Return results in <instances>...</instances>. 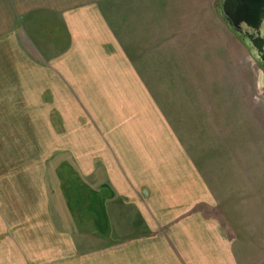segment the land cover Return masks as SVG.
I'll list each match as a JSON object with an SVG mask.
<instances>
[{"label":"crops","instance_id":"crops-1","mask_svg":"<svg viewBox=\"0 0 264 264\" xmlns=\"http://www.w3.org/2000/svg\"><path fill=\"white\" fill-rule=\"evenodd\" d=\"M129 1L0 0L2 129L26 120L21 130L39 128L56 139L55 147L34 152L47 155L27 165L26 184H12L3 194L0 181V264H211L194 260L189 247L204 234L216 245L212 264H229L228 242L213 238L209 222L195 216L200 184L175 177L180 165L189 166L175 160L177 146L170 141L148 149L160 160L148 164L133 141L116 144L139 137L135 128L156 115L141 71L119 44L122 23L108 13ZM127 20L122 26L130 36ZM20 106L39 110L24 117ZM63 153L76 168L75 196L65 197L63 181L49 179V162ZM105 185L109 233L102 237L94 210Z\"/></svg>","mask_w":264,"mask_h":264},{"label":"rangeland","instance_id":"rangeland-1","mask_svg":"<svg viewBox=\"0 0 264 264\" xmlns=\"http://www.w3.org/2000/svg\"><path fill=\"white\" fill-rule=\"evenodd\" d=\"M220 2L130 0L125 6L117 4V10H108L116 23L123 25L126 17L132 25L130 36H125L124 26L116 27L123 39L119 44L141 71L151 97L149 110L156 114L149 116V122L143 121L142 128H135L139 137L116 139V144L130 146L133 141L148 164L160 163L148 149L177 146L175 160L189 166L180 165L175 177H195L200 184L195 216L209 222L213 238L228 242L229 264H264V68L228 29L219 13ZM18 108L24 117L29 109L39 110ZM4 109L11 113L14 107ZM18 123L19 127L7 122L2 129L0 122L3 194L7 188L11 191L12 184L27 183L22 175L31 161L45 160L46 153L35 151L56 144L55 138L39 128L21 130L28 128V121ZM154 133L162 138H153ZM56 156L48 164L49 179L63 181L60 189L65 197L75 196L79 187L72 157L68 153ZM100 177L104 180L103 174ZM99 190L100 197H108L106 185ZM200 233L204 234L202 228ZM205 236L206 242L195 240L189 247L194 260L207 258L212 264L216 245Z\"/></svg>","mask_w":264,"mask_h":264},{"label":"water","instance_id":"water-1","mask_svg":"<svg viewBox=\"0 0 264 264\" xmlns=\"http://www.w3.org/2000/svg\"><path fill=\"white\" fill-rule=\"evenodd\" d=\"M219 13L252 59L264 68V0H221Z\"/></svg>","mask_w":264,"mask_h":264},{"label":"trees","instance_id":"trees-1","mask_svg":"<svg viewBox=\"0 0 264 264\" xmlns=\"http://www.w3.org/2000/svg\"><path fill=\"white\" fill-rule=\"evenodd\" d=\"M104 202L105 199L104 197L102 198V196L100 197L99 200V210L96 213V211L94 210V223L95 226H97L99 233L102 237H105L108 235L109 233V222H108V218L104 209Z\"/></svg>","mask_w":264,"mask_h":264}]
</instances>
